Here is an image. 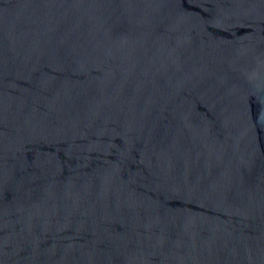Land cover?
Returning <instances> with one entry per match:
<instances>
[{
	"label": "water",
	"instance_id": "95a60500",
	"mask_svg": "<svg viewBox=\"0 0 264 264\" xmlns=\"http://www.w3.org/2000/svg\"><path fill=\"white\" fill-rule=\"evenodd\" d=\"M0 264H264V0H0Z\"/></svg>",
	"mask_w": 264,
	"mask_h": 264
}]
</instances>
